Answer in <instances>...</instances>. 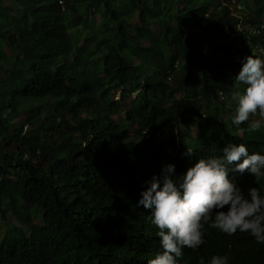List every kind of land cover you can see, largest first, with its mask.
I'll return each instance as SVG.
<instances>
[{
	"label": "trees",
	"instance_id": "1",
	"mask_svg": "<svg viewBox=\"0 0 264 264\" xmlns=\"http://www.w3.org/2000/svg\"><path fill=\"white\" fill-rule=\"evenodd\" d=\"M64 1L0 0V264H148L162 249L137 201L163 164L182 175L230 142L264 149L258 117L231 124L242 60L264 57V0H236L235 15L231 0ZM218 32L241 48L205 56ZM183 253L264 264L240 231L209 228Z\"/></svg>",
	"mask_w": 264,
	"mask_h": 264
},
{
	"label": "clouds",
	"instance_id": "2",
	"mask_svg": "<svg viewBox=\"0 0 264 264\" xmlns=\"http://www.w3.org/2000/svg\"><path fill=\"white\" fill-rule=\"evenodd\" d=\"M228 4L241 8L236 0ZM217 34L214 42L205 41L211 44L209 55L202 52L207 57L211 53L226 57L221 44L236 40L224 32ZM235 44L241 48L239 41ZM234 59L240 60L239 53ZM235 81L245 87L231 96L235 102L231 124L239 128L252 116L258 118L251 120L249 130L264 129V57H244ZM192 152L193 148L188 147L184 155L190 156ZM233 162L237 163L230 167ZM237 173H248L257 181L264 178V149L250 153L246 143L230 142L219 155L201 156L182 175L176 174L174 163L162 165L160 175L152 178L137 201V206L151 210L150 222L157 229L162 249L148 264H179L184 248L195 250L205 244L209 228L227 235L246 232L258 244H264V186L244 190L236 179ZM198 264H205L204 257H199ZM207 264H229V255L213 254Z\"/></svg>",
	"mask_w": 264,
	"mask_h": 264
},
{
	"label": "rangeland",
	"instance_id": "3",
	"mask_svg": "<svg viewBox=\"0 0 264 264\" xmlns=\"http://www.w3.org/2000/svg\"><path fill=\"white\" fill-rule=\"evenodd\" d=\"M227 3V6H228V8L230 9V11H231V15H235V14H240V10L241 9H238L237 8V6H235L234 4H228V2H226ZM238 5V4H237ZM240 6V5H239ZM242 13H245V10H243V12ZM241 26H248V25H241ZM168 82L170 83V84H173V78H168ZM118 97H121V101H122V104L124 105V107L125 108H129L130 107V105H131V98L129 97V96H127V97H122V96H120V90H118L115 94H114V99H116V98H118ZM121 118H123V114L121 115ZM4 226H3V224H2V227H1V230H2V232L4 231Z\"/></svg>",
	"mask_w": 264,
	"mask_h": 264
},
{
	"label": "built area",
	"instance_id": "4",
	"mask_svg": "<svg viewBox=\"0 0 264 264\" xmlns=\"http://www.w3.org/2000/svg\"><path fill=\"white\" fill-rule=\"evenodd\" d=\"M61 6L64 8V5H65V1L64 0H59ZM221 35V38H224L225 35L223 34H220ZM210 49H211V44H209L208 42H205L204 45H203V48H202V52L205 54V55H209L210 53ZM216 52L219 53V54H223V51L220 50V49H216Z\"/></svg>",
	"mask_w": 264,
	"mask_h": 264
}]
</instances>
